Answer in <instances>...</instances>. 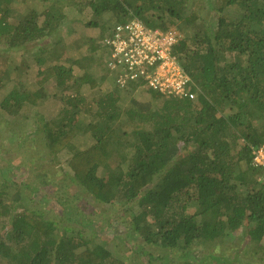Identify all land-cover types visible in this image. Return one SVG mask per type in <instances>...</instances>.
<instances>
[{
  "label": "trees",
  "instance_id": "1",
  "mask_svg": "<svg viewBox=\"0 0 264 264\" xmlns=\"http://www.w3.org/2000/svg\"><path fill=\"white\" fill-rule=\"evenodd\" d=\"M34 1L0 0V45L7 49L0 53V90L14 76L10 51L35 46L30 52L38 50L39 76V89L16 85L0 108L17 116L27 104L37 106L54 78L59 87L75 92L66 102L72 109L37 133L50 155L71 153L72 175L63 186L52 178L56 188L42 195L46 189L31 187L26 179L15 181L8 175L13 169L0 166V264H127L106 242L92 244L85 226L56 229L58 223L49 216L54 208L47 206L61 205L59 189L70 187L77 189L78 201L86 196L107 205H129L131 230L141 242L173 251L172 257L182 264H236L237 255L221 261L214 253L200 255L196 248L232 239L251 225L248 235L260 244L264 169L253 166L252 152L264 143V0H90L95 14L88 28L105 26L104 15L111 13L117 17L112 29L133 19L164 32L175 29L182 37L175 55L198 97L167 99L159 109L138 103L122 114L117 99L109 97L98 103V120L87 125L76 119L84 102L80 94L86 84L96 88L97 81L89 68L75 75L79 60L69 67L60 63L71 43L50 39L66 17L62 10L31 6ZM204 2L212 6L216 21L207 23L201 13ZM16 4L26 7L24 13H12ZM15 69L19 73L21 66ZM225 105L230 106L228 115ZM88 134L95 143L78 149L74 140ZM32 147L38 157L39 147ZM100 170L109 176H100ZM53 182L48 177L41 185ZM28 197L30 206L25 203ZM190 202L198 205L196 214L189 213ZM63 214L66 222L74 221L71 206ZM83 223L78 219V225ZM139 252L142 255L136 256L146 258V264L174 261L169 254L155 255L145 248ZM242 261L240 256L237 264Z\"/></svg>",
  "mask_w": 264,
  "mask_h": 264
},
{
  "label": "rangeland",
  "instance_id": "2",
  "mask_svg": "<svg viewBox=\"0 0 264 264\" xmlns=\"http://www.w3.org/2000/svg\"><path fill=\"white\" fill-rule=\"evenodd\" d=\"M90 0H35L31 6L41 10L42 5L48 9L62 10L65 15V21L58 28L54 37L50 40H66L71 43L65 50L61 64L69 67L73 61L79 60L80 65H74V73L81 74L85 68L91 69V74L97 81V87L91 88L89 84L82 87L80 96L84 100L79 106V113L76 114L78 124L87 125L98 120L97 112L99 110V102L101 100L108 101V98H116V108L119 112L125 113L130 108H137V104H147L151 109L162 108L167 99L157 96L147 89H132L128 91L119 90L116 87L115 76L107 70V55L103 45V38L106 33L112 29L113 25L117 23V17L114 15H104L105 26L99 28H88L86 23L93 18L94 12L89 3ZM209 2H204V7L201 10L207 23L216 21V16L211 12L212 6ZM26 7L15 5L12 8V13H24ZM239 12V11H238ZM75 16H77L75 18ZM45 17L39 18L42 24ZM47 39L46 41H50ZM73 42V43H72ZM77 42V44H76ZM35 47V46H34ZM33 47V48H34ZM32 47L26 46L21 51H10L11 56V70L13 72L12 80L6 81L0 90V106L4 99L9 95L12 89L16 86H23L30 90L39 89L37 84L38 69L36 68L35 56L36 52H30ZM43 48V45H40ZM93 52L91 53V50ZM5 46L0 45V53L6 52ZM22 64L24 65L22 68ZM18 66H21L19 73H16ZM47 96L37 106L27 104L21 109L19 115H10L0 108V166L2 168L10 167L12 170L8 172L11 179L15 181L28 180L31 187H40L42 195L51 192L50 189L56 188L55 183L59 186L64 185V181L72 175L69 167L71 153L68 151L62 152L58 156H52L41 144L42 140L39 138V128L50 120H53L59 115H63L65 109H72L67 105V101L76 96V93L59 87L57 80L54 78L45 85ZM136 102V103H135ZM224 113L228 115L231 113L230 106L225 105ZM71 111V110H70ZM126 120V117L123 116ZM122 122H120L121 124ZM124 125V123H123ZM41 131V130H40ZM23 139V140H22ZM25 140V141H24ZM29 141V146L25 145ZM24 141V142H23ZM95 143L91 135H85L74 140V144L78 149H88ZM39 147V156L37 157V148ZM190 151V150H189ZM46 175L45 177L43 175ZM100 176H109L106 171L100 170ZM50 178L53 182L47 187L41 185L42 180ZM63 183V184H62ZM62 184V185H61ZM29 188V187H28ZM60 188L59 195L61 205H49L48 209L54 208L49 216L58 224L56 229L64 232L67 227L71 225L85 226L84 234L87 236L92 244H103L114 251L115 255L121 257L127 264H146V258H138L136 255H142L139 251L145 250L153 252L155 255H170L173 256L171 250H160L141 242L140 238L134 233L133 223L131 221V212L128 210L129 205L123 206L119 203L112 205L103 204L94 200L80 198L76 195L77 189L70 187V189ZM27 192V191H26ZM28 193V192H27ZM53 201H51L52 203ZM26 206L32 205L31 200L26 198ZM72 207L74 211V221L68 223L64 220L63 210L66 207ZM189 213L196 214L198 205L189 203ZM135 211H139L136 207ZM84 213L86 216H84ZM78 219H81L84 225H78ZM255 225V224H253ZM250 229L252 225L249 226ZM248 227V228H249ZM246 229V228H244ZM248 229V230H250ZM248 230L238 231L234 237L226 240H217L215 243L208 244L207 247L198 246L199 254L214 253V255L224 259L234 257L237 261L240 256L243 257L244 264H264V239L260 244L253 243L248 235ZM142 243V244H140ZM177 255V254H175ZM127 257V259H126ZM171 264H182L179 258L175 256ZM175 259H178L177 261ZM230 261V260H229ZM230 263H233L232 261ZM216 264V262H215Z\"/></svg>",
  "mask_w": 264,
  "mask_h": 264
},
{
  "label": "built area",
  "instance_id": "3",
  "mask_svg": "<svg viewBox=\"0 0 264 264\" xmlns=\"http://www.w3.org/2000/svg\"><path fill=\"white\" fill-rule=\"evenodd\" d=\"M181 39L175 29H153L139 19L118 24L103 39L109 55L107 70L115 76L116 87L143 88L166 99L196 100L194 82L174 52ZM252 155L253 166L264 169V143ZM260 181L264 185V175Z\"/></svg>",
  "mask_w": 264,
  "mask_h": 264
}]
</instances>
